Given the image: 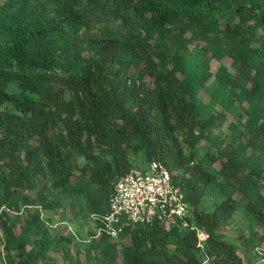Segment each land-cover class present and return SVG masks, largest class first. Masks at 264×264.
<instances>
[{
	"label": "trees",
	"instance_id": "obj_1",
	"mask_svg": "<svg viewBox=\"0 0 264 264\" xmlns=\"http://www.w3.org/2000/svg\"><path fill=\"white\" fill-rule=\"evenodd\" d=\"M152 161L186 191L195 229L141 225L116 241L101 233L85 260L244 264L221 232L238 214L264 228V0H0L5 264H52L56 238L42 212L78 199L100 229L118 179ZM21 207L36 209L34 232H15L9 213ZM31 232L45 250L28 249ZM249 243L264 248V231Z\"/></svg>",
	"mask_w": 264,
	"mask_h": 264
},
{
	"label": "rangeland",
	"instance_id": "obj_2",
	"mask_svg": "<svg viewBox=\"0 0 264 264\" xmlns=\"http://www.w3.org/2000/svg\"><path fill=\"white\" fill-rule=\"evenodd\" d=\"M226 63L230 65L229 61H226ZM220 66V63L212 62L211 70L216 72ZM205 98L207 99V97ZM236 112L237 109L234 108L233 111L229 113V119L226 122V126H228L234 119ZM226 133L227 131L225 129L217 132V134L222 138L225 137ZM209 143L210 142L208 141L200 143L197 153L200 154ZM185 152L189 153L191 150L189 148H185ZM146 167L147 166H139L138 163V166L134 168L143 169ZM204 167L212 173L217 172V169L209 163H205ZM75 182L76 179H72V183L74 184ZM2 196L3 192L0 186V198ZM236 198L242 199V196L237 194ZM61 204L63 205V208L56 212H42L43 216L46 218L45 220H49L48 228L51 231V235L56 238L51 248L46 251L47 256L51 258L52 264H95L93 261L88 263L85 260V249L96 247L99 244L101 236L100 229L97 227L94 220H87L84 216L79 214L80 201L78 199L72 200L67 198L64 199ZM74 205L76 207H74ZM35 211V208L27 209L24 207H21L19 212L10 211V222L15 220L18 221L15 230L17 234H20L23 228H29V232H34V221L32 220V215ZM253 231L262 233L264 228L262 225H259L253 229V225L250 221L241 214H238L235 217L232 226L224 229L221 234L227 240L236 243L238 246V254L241 256L244 264H264V248L249 243V239L251 238ZM32 232L29 233V236L23 237L24 241L28 244V249L32 253L37 252L39 249L45 250V247H37L34 245L33 241L35 236ZM67 239L72 240L71 245L67 244ZM176 239L177 236L171 237L172 241H176ZM255 240L257 241L256 238ZM0 251L2 254L0 264H5L4 256L6 254V250L4 249L3 243L0 244ZM45 263L46 260L41 261V264Z\"/></svg>",
	"mask_w": 264,
	"mask_h": 264
},
{
	"label": "built area",
	"instance_id": "obj_3",
	"mask_svg": "<svg viewBox=\"0 0 264 264\" xmlns=\"http://www.w3.org/2000/svg\"><path fill=\"white\" fill-rule=\"evenodd\" d=\"M192 211L186 191L174 183L171 172L161 162L152 161L118 179L106 211L96 219L100 232L116 241L141 225L170 228L179 224L193 230L188 221ZM197 237L198 247L204 250L208 233L198 230Z\"/></svg>",
	"mask_w": 264,
	"mask_h": 264
}]
</instances>
